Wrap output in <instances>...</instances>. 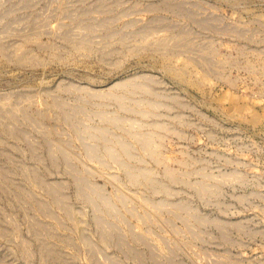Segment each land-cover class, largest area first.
<instances>
[{
	"label": "rangeland",
	"instance_id": "rangeland-1",
	"mask_svg": "<svg viewBox=\"0 0 264 264\" xmlns=\"http://www.w3.org/2000/svg\"><path fill=\"white\" fill-rule=\"evenodd\" d=\"M0 264H264V0H0Z\"/></svg>",
	"mask_w": 264,
	"mask_h": 264
}]
</instances>
